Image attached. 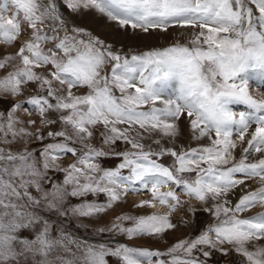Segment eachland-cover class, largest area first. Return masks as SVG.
<instances>
[{"label":"snow or ice","instance_id":"snow-or-ice-1","mask_svg":"<svg viewBox=\"0 0 264 264\" xmlns=\"http://www.w3.org/2000/svg\"><path fill=\"white\" fill-rule=\"evenodd\" d=\"M64 4L73 12L94 8L121 28L167 31L177 25L199 31L193 32L190 46L176 44L129 58L84 29L73 26L69 30L56 0L47 4L0 0V40L12 44L23 25L31 29L15 54L0 59V69L13 67L0 78V94L17 96L23 85L38 84L39 93L24 103L32 106L45 125L56 123L47 117L50 111L60 113L63 126L47 133L49 138L62 139L46 144L38 157L27 147H12L19 141L26 144L33 135L45 138L39 130L32 133L22 126L24 121L16 115L22 104L13 105L7 116L0 113V264H108V256L118 257L122 264H204L194 253L208 257L207 249L224 244L232 245L245 264H264V246L247 247L264 239V212L247 218L240 215L257 204L264 206V186L242 195L234 205L227 199L247 179L258 178L264 185V98L257 99L250 92V80L264 85V0H64ZM46 43L52 46L43 47ZM173 81L175 88L169 95L167 88ZM74 89L87 92L78 95ZM236 104L247 110L233 111L231 106ZM181 116L189 119L194 139L207 137L210 144L179 152L171 147L145 151L140 142L145 134L175 137ZM27 123L35 125L36 121ZM99 125L109 149L117 141L131 146L127 151H112L122 157L116 169H103L96 163L108 151L84 143ZM76 141L80 149L73 146ZM153 143L159 145L160 139ZM238 147L242 149L239 160L233 155ZM65 154L76 158L67 167L60 163ZM254 154L259 158L250 161ZM164 155L175 158L173 167L153 159ZM122 169L129 174L123 175ZM49 170L62 171V183L51 181ZM192 172L194 178L183 175ZM165 186H175L203 203L214 202L205 209L214 222L194 239L179 240L166 252L88 244L63 229L53 237L51 222L34 210L42 207L61 216L68 211L92 216L106 212L129 192L148 190L152 199L142 200L137 207L159 202L175 211L182 202L173 187L161 192ZM89 193H104L108 199L104 204L62 207L69 196ZM130 219L117 216L111 228L99 231L115 230L131 239L160 236L176 227L167 215L156 214L135 218L133 227L120 223ZM30 228H36L35 237L21 239L20 231ZM73 245L80 255L72 251ZM164 256L171 259H160Z\"/></svg>","mask_w":264,"mask_h":264},{"label":"rangeland","instance_id":"rangeland-1","mask_svg":"<svg viewBox=\"0 0 264 264\" xmlns=\"http://www.w3.org/2000/svg\"><path fill=\"white\" fill-rule=\"evenodd\" d=\"M42 3L47 4L48 0H41ZM57 8L60 15L65 21H67V28L77 27L86 30L93 36L98 37L104 41L105 44L111 45L113 51L119 52L122 56L131 57L132 55H139L151 50L164 49L172 45L181 44L189 45V41L192 38L193 32H198L199 29L181 28L177 25L169 26L167 31L160 29H150L148 32H144L140 29L133 30L131 27L121 28L118 26L116 21L110 20L106 15L101 14L94 8L85 9L81 7L78 11L73 12L65 4L64 0H56ZM253 7L252 5H249ZM254 8V7H253ZM258 15V13H256ZM47 30V29H46ZM31 29L25 24L22 26L21 35L12 44H7L0 40V59L6 55H13L19 47L29 38ZM51 34V33H49ZM63 35V31L60 32ZM51 43L43 45L45 48L51 47ZM190 46V45H189ZM17 67L22 65L18 61L12 62ZM13 67L9 66L6 69H0V78L7 75L9 71H12ZM37 71H46V69H37ZM175 88V82L173 81L167 88V93L171 95ZM75 94H83L87 92V89H74ZM250 92L257 98H264V85L259 80H250ZM39 93V87L36 83H29L22 86V94L13 96L10 94H0V113L7 116L8 111L11 107L17 103L22 104V107L17 109L16 115L20 120L24 121L23 127L27 128L29 132L39 133L45 138L39 140L35 135L27 139V143L19 141L12 147L14 149L23 150L27 147L30 151L36 153L39 157V153L43 147L48 143H56L62 138H49L47 133L49 131H59L63 127L59 121L60 113L50 111L47 114L49 119L56 120V123L51 125H45L41 123V117L32 108V106L24 103L30 95H36ZM119 95V92L116 93ZM158 106H163L158 104ZM146 107H150L146 106ZM233 111L240 112L246 111L247 108L244 105L236 104L231 106ZM27 109V111H25ZM146 110V109H145ZM29 119L35 120L36 124H28ZM178 125V134L175 137H162L160 133L154 132L151 135L145 134L141 143L145 145V151H159L160 148H175L178 152L182 150H188L190 148L198 147L201 145L207 146L210 141L207 137L201 139H194L191 131L189 119L186 116H181L179 121L176 122ZM123 127V126H121ZM254 127V126H253ZM67 131L71 134V129ZM104 131L103 126L99 125L93 129L94 135L90 140L84 141L86 144H91L94 147L102 148L109 152V155L99 157L96 163L103 169H116L122 162V157L111 154L112 151L123 152L131 148L130 145L123 141H117L115 145L109 149L108 145H104L101 132ZM135 135V132L132 133ZM154 139H160V144L153 143ZM233 139L239 145V140L236 139L235 135ZM77 149L82 147L79 141L73 145ZM242 149L237 148L233 155L239 160ZM259 158V154H254L249 157L250 161H254ZM75 157L71 154H65L61 158V165L67 167V165L75 162ZM157 159L159 163H162L166 167H173L175 158L170 155H164L161 157H153ZM231 166V165H229ZM123 175H128V169L121 170ZM185 178H194L196 173H184ZM48 176L51 181L55 183H62L64 179V173L58 170H49ZM237 179L242 177L237 175ZM246 185V187H245ZM245 185H241L230 192L227 199L234 205L239 198L250 191H255L262 185L258 178H251L245 181ZM50 185L46 184V187ZM139 187V185H137ZM169 187L175 188V186H165L160 189L161 192L169 190ZM71 186H69V191ZM34 191V190H33ZM176 194L182 204L177 206L175 211H171L168 205H161L159 202H154V206L145 205L143 207H137L142 200H151L152 193L148 190H141L138 192H129L123 196L122 199L115 203L112 208L106 212L99 213L92 216H79L68 211L67 215L61 216L55 210H46L44 208L34 209L41 216L48 219L52 224V236L56 237L59 235V230L63 229L67 234H70L74 239H77L88 244L98 245L105 244L108 247L116 248L119 245H126L132 248H141L149 250H159L166 252L174 243L182 239H194L202 231H204L211 223L214 222V217L210 212L205 211L206 208L210 207L213 201L203 203L194 198L187 197L179 188H175ZM107 196L104 193H89L85 196H69L62 205L65 209H71L77 205L85 202H95L98 204H104L107 201ZM174 203V201H169ZM194 209L195 211H192ZM264 212V206L257 204L249 211L240 214L241 218H247L250 216L257 215L258 213ZM167 215L171 222L176 225L173 229H168L160 236H134L131 239L126 235L118 231H99V229L111 228L115 222L117 216H129L133 219L123 220L120 223L123 227H133L135 224V218L149 215ZM36 228L22 229L19 233L20 238L33 239L35 237ZM257 246H264V239L256 240L248 243L247 247L249 250H254ZM221 248L223 250H221ZM221 248L207 249L210 252L208 257H204L202 253L195 252L200 260L204 264H245V258L238 253L232 245L224 244ZM72 251L80 255V252L72 246ZM154 260L157 258H153ZM166 261L170 260L171 257L164 256L160 257ZM108 264H122L121 260L115 256L106 257Z\"/></svg>","mask_w":264,"mask_h":264},{"label":"crops","instance_id":"crops-1","mask_svg":"<svg viewBox=\"0 0 264 264\" xmlns=\"http://www.w3.org/2000/svg\"><path fill=\"white\" fill-rule=\"evenodd\" d=\"M254 7V6H253Z\"/></svg>","mask_w":264,"mask_h":264}]
</instances>
